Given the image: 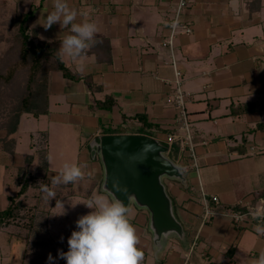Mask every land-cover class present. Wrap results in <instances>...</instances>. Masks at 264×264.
Segmentation results:
<instances>
[{
  "label": "crops",
  "instance_id": "0c3cea01",
  "mask_svg": "<svg viewBox=\"0 0 264 264\" xmlns=\"http://www.w3.org/2000/svg\"><path fill=\"white\" fill-rule=\"evenodd\" d=\"M13 2L23 12L31 11L28 33L34 43H53L59 50L64 36L72 34L71 26L43 28L55 0ZM67 2L80 13L76 23L85 19L98 25L97 43L81 60L73 62L65 57L70 76L62 70L50 71L47 113H22L17 129L8 136L13 143L4 139L10 125L1 123L0 183L8 168L20 166L26 155L37 152L44 140L42 132L46 133L47 155L56 162L51 127L59 132L77 127L87 139L80 142L79 160L86 162L88 169L73 184L78 195L86 199L97 189L102 192V167L91 157L89 148L93 138L105 133H143L168 145V136L174 135L173 157L180 156L186 165L187 183L169 181L168 190L187 241L171 239L156 258L148 212L131 207L128 216L135 211L139 247L144 252L142 264L150 256L155 261L162 258L163 264H249L258 258L264 251V235L256 232L255 226H264V217L236 223L223 213L226 209L247 211L248 205L257 207L264 200V0H190L180 22L192 31L187 33L177 26L170 46L163 41L171 33L179 0ZM81 62L82 70L78 66ZM177 71L182 73L180 87L197 166L190 165L189 148H179L186 131L174 98ZM139 115H145L150 124H143ZM0 119L7 120L1 115ZM40 119L43 123L33 128L34 121ZM22 144L29 151L19 158ZM51 162L48 160V173ZM49 177L52 181L55 178ZM3 197L0 192V210L5 205ZM206 204L216 211L203 220ZM7 231L10 228L3 227L0 235ZM14 232L11 230L7 241L13 239ZM4 260L0 246V264Z\"/></svg>",
  "mask_w": 264,
  "mask_h": 264
},
{
  "label": "rangeland",
  "instance_id": "374dc122",
  "mask_svg": "<svg viewBox=\"0 0 264 264\" xmlns=\"http://www.w3.org/2000/svg\"><path fill=\"white\" fill-rule=\"evenodd\" d=\"M22 12L23 10L20 9V6H17L16 2H13V0H0V52H2V54L0 53V115L4 119H7L6 121L4 120V122L0 119V125L1 123H7L9 125L14 124L13 120L15 119L10 115H17L16 113H18L20 109L21 100L28 93V69L19 68L14 73H11V69H13L12 65L19 57L18 53L20 45L18 43V29L19 15ZM31 104V108H39L42 110L44 108L43 95L40 96L39 100H35ZM34 123L33 128H38V126L43 123V120H36ZM51 131V149H53L52 155L55 156L56 162H54L52 158L50 171L47 175L56 178L65 163L77 165L84 174L88 169V165L86 162L79 160L82 156V153L80 152L82 144L80 142L82 141L85 143V140L87 139L84 135H81L82 131L77 127L76 129L75 127H72V129H67L65 127L62 132H59L58 129L56 130L55 127H51ZM56 147L59 148L56 149ZM58 150H60L61 153H59ZM258 150L260 149H257L254 152H257ZM28 151L29 147L22 144L20 146L18 157L23 158L22 156H24V153ZM169 154L172 157H176L174 151ZM34 156L37 160L34 159L32 162L22 160L23 162L20 165L26 166V170L28 171L25 172L24 170L21 172L22 174L24 172L28 176L34 175L35 177L33 184H31L27 192L21 196L23 207L26 208L23 209L25 217L21 222L9 226L10 231H7L8 234L3 232L0 235V246L1 250H3V256L5 259L4 264H18V262L23 261L25 262L23 264H47L49 253L55 258L53 264H66L65 260L59 258L58 251H68L67 240L72 231L77 230L75 222L79 217L88 214L94 209L86 207L84 202L88 200L86 199L87 197L79 196L78 190L74 189V186H72V188H65L63 193L66 194L73 190L75 191L73 196L76 197L66 196L67 198L69 197V199H59V194L57 195V187L55 188L54 185L52 186L51 184L44 182V170L39 166L42 158L41 153L34 151ZM89 160L92 161L93 159ZM18 167L8 168L6 170L5 179L2 180V184L0 183V192L4 193L3 199L5 200V205L2 209L10 203L9 196L17 194L20 190V184L18 181L19 179L21 180V175L19 178ZM1 172L2 170L0 169V173ZM41 184L47 185L51 190L55 191L56 196L46 201L43 198L44 193L41 191ZM68 186L71 187V185ZM99 192V189H97L95 195L104 196L102 192ZM104 197L109 200L107 196ZM58 200L64 204V215H57V213L61 211L59 207L55 208ZM34 207L39 211L35 213L36 224L34 223V226H38L40 229V236H38L42 239L40 242H37L33 229L30 230L29 227L26 226V224L30 223L29 220L33 212L32 208ZM129 215L128 218L132 225L134 227L139 226L135 222V211L132 210V214ZM11 230L16 231L14 233H19L15 235L13 234V239L9 242L7 239L8 237H12ZM32 258L35 260V263H33ZM146 262V264H157V261H155L153 256H150Z\"/></svg>",
  "mask_w": 264,
  "mask_h": 264
},
{
  "label": "clouds",
  "instance_id": "9594fccd",
  "mask_svg": "<svg viewBox=\"0 0 264 264\" xmlns=\"http://www.w3.org/2000/svg\"><path fill=\"white\" fill-rule=\"evenodd\" d=\"M80 15L77 9L70 7L67 0H55L54 11L44 18L42 24L45 30L54 24L62 28L71 26L72 34L65 35L58 52V58L63 61L65 57L76 62L86 55V50L95 46L99 27L95 22L82 19L76 23ZM40 20L37 21L38 24ZM176 27V23L172 24ZM40 39H44L43 36ZM78 66L81 70L83 62ZM52 157L49 155L48 160ZM83 177L80 167L75 164L65 163L59 175L53 179V185L76 183ZM117 191L127 194L126 188H121L118 182L114 185ZM44 199L48 201L56 196L55 191L47 185L41 184ZM131 199L132 197L129 196ZM87 208L94 209L78 218L76 229L72 231L67 240L68 251H58L60 259L66 264H142L144 252L140 249V240L136 228L128 218L129 209L120 200H108L102 195H94L84 202ZM74 206V205H73ZM61 211L57 215H64L65 208L61 201L56 207ZM255 231L264 235V226L256 225ZM63 239V238H61ZM54 257L49 253L47 264H53ZM249 264H264V251L258 258L249 261Z\"/></svg>",
  "mask_w": 264,
  "mask_h": 264
},
{
  "label": "water",
  "instance_id": "95a60500",
  "mask_svg": "<svg viewBox=\"0 0 264 264\" xmlns=\"http://www.w3.org/2000/svg\"><path fill=\"white\" fill-rule=\"evenodd\" d=\"M89 148L91 157L98 159L102 167L100 190L111 200L122 201L128 209L148 212V231L156 258L171 239L187 241L168 190L169 181L186 185L187 178L183 167L169 154L168 145L143 133H105L93 138ZM117 182L127 194L116 190Z\"/></svg>",
  "mask_w": 264,
  "mask_h": 264
},
{
  "label": "trees",
  "instance_id": "16d2710c",
  "mask_svg": "<svg viewBox=\"0 0 264 264\" xmlns=\"http://www.w3.org/2000/svg\"><path fill=\"white\" fill-rule=\"evenodd\" d=\"M32 13L29 12H22L19 15V34H18V43L20 45L19 53H18V59L15 60L13 63V69H11V73H14L19 68H25L28 69L29 77H28V83H27V90L28 93L25 97L22 98L20 109L17 115H14V124L13 127L7 128V135L4 137V139L7 141H10L13 143L12 138H8L9 134L11 132H14L17 129L18 126V120L22 112H32L35 115H39L41 113H47L48 108V84H49V74L51 70L58 69L62 70L66 76H70V72L65 66L64 62L61 61L58 58V48L53 43L48 42H39L34 43L28 33V20L31 17ZM15 68V69H14ZM42 73V74H41ZM3 76V75H2ZM1 78V74H0ZM43 95V102H44V108L40 110L39 108H31L30 105L35 100H39L40 96ZM139 119L142 120L143 124L148 125L147 118L145 115H139ZM44 137L43 142H41V145L39 149H37L38 153H41V162L39 164L40 168L44 170V182L47 184L52 183V179L47 175L49 167H48V155H47V139H46V133H41ZM176 150V149H175ZM35 156L34 153L28 154L25 157V160H28L29 162L34 161ZM28 172L26 170V166H20L18 167V175L21 180L19 179L18 183L20 184V190L15 195H10L9 200L10 203L4 208L0 210V230L3 227H9L11 225H14L17 222H21L22 219L25 217V213H23V209H26L23 207V202L21 199V196L27 192L31 184H33L34 175H26V173L22 171ZM24 177V178H23ZM68 185H71L69 187ZM55 188L57 187L58 192L57 195L59 196V199L65 198L66 196H73L75 191L71 190L70 192L64 194L63 190L65 188H72L73 184H67L66 185H54ZM32 214L30 216V223L26 224L29 229H33L34 234L36 235L37 242H40L42 239H40L39 234V227L34 226V223L36 224L35 220V213L39 212L36 207L32 208ZM17 232L16 234H18ZM163 259H159L157 261V264H163Z\"/></svg>",
  "mask_w": 264,
  "mask_h": 264
},
{
  "label": "built area",
  "instance_id": "2783aa9c",
  "mask_svg": "<svg viewBox=\"0 0 264 264\" xmlns=\"http://www.w3.org/2000/svg\"><path fill=\"white\" fill-rule=\"evenodd\" d=\"M190 0H179L178 2V6H177V11H176V16L174 17V19H172L171 21V33L170 35H168L167 37H165L163 44L165 46H170L173 44V37L175 34V29L177 28V26H181L182 28H184V30L187 33H190L192 31L191 27H189L186 24H182L180 22V14L182 12V10H184L186 8V6L189 4ZM176 23V27L173 28L172 24ZM181 72L177 71V79H176V84H177V89H176V94L174 96L175 98V102L177 103L178 107L180 108V115H179V120L181 123V127L182 129H184L186 131V133L184 134V136H182V138L180 139V149L182 151H185L187 148H189L190 153L192 155V159L193 161L191 162L190 165L192 166H197V157L195 155V150H194V136L192 134L191 127H190V122L188 120L187 117V112L184 108V93L180 87L181 84V80L179 79V77H181ZM177 136L174 135H170L168 136V147H169V153L170 152H175V148H174V141L177 139ZM252 150L254 151V147H252ZM254 153V152H251ZM180 156L177 157L176 161L183 167V169L186 167V165L180 161ZM213 200L218 202V197L214 196ZM263 202L257 206V207H253L251 205H248V210L247 211H241V210H237V209H226L224 211V215L231 217L236 223H242L243 221L247 220L248 218H258V219H262L264 217L263 214V208H264V200L261 199ZM216 210H214L213 208L210 207L209 204L205 205V211L203 213V220H207L209 219L212 214L215 213ZM187 264V263H186Z\"/></svg>",
  "mask_w": 264,
  "mask_h": 264
}]
</instances>
